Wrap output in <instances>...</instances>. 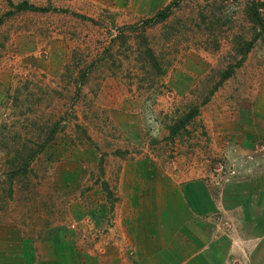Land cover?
Instances as JSON below:
<instances>
[{
  "label": "rangeland",
  "instance_id": "1",
  "mask_svg": "<svg viewBox=\"0 0 264 264\" xmlns=\"http://www.w3.org/2000/svg\"><path fill=\"white\" fill-rule=\"evenodd\" d=\"M23 1L38 10L16 11ZM251 2L264 27V0H0V259L55 249L72 264L92 251L111 227L119 173L146 160L217 189L264 167V31L246 15ZM57 120L9 182L8 161Z\"/></svg>",
  "mask_w": 264,
  "mask_h": 264
},
{
  "label": "crops",
  "instance_id": "2",
  "mask_svg": "<svg viewBox=\"0 0 264 264\" xmlns=\"http://www.w3.org/2000/svg\"><path fill=\"white\" fill-rule=\"evenodd\" d=\"M144 165L119 173L111 227L72 264H264V167L217 189L199 173ZM57 252L18 247L0 263L69 264L73 252Z\"/></svg>",
  "mask_w": 264,
  "mask_h": 264
},
{
  "label": "trees",
  "instance_id": "3",
  "mask_svg": "<svg viewBox=\"0 0 264 264\" xmlns=\"http://www.w3.org/2000/svg\"><path fill=\"white\" fill-rule=\"evenodd\" d=\"M262 7L261 3H255V2H251L249 4V6L247 7V12L246 15L249 19V21L253 24L254 28L256 26L260 27V29H262L264 31V27L261 24V19L259 17V8ZM25 9H30V10H38V8L33 7L32 5L26 3L25 1L18 3L15 5V10H25ZM170 9V5L165 6L164 8L160 9L157 11V13L154 15L155 17L152 19V21H160L162 20V18H164ZM12 12H7V14H11ZM0 17V23L1 21ZM134 30L135 26L129 27V30ZM139 38H142V35H139ZM262 41L264 43V38L262 36ZM141 43L143 44V41H141ZM252 44V40L250 41H246L243 42L241 44L240 49H238V53L244 55L246 50L250 47V45ZM143 55L147 56L148 59L150 60L151 66L153 68H155L157 71H159L157 69L158 65L155 62V58L152 55L151 50L148 47H145L143 49ZM230 68H228L227 70H225L223 72V75L221 76L222 78H225L226 76H228L230 74ZM215 87L213 86L212 89H214ZM207 99L204 98V101H206ZM197 110L195 107L191 108L190 110L187 111V113L183 114L182 116H180L179 118L175 119V121H173V123L171 125L168 126V134H167V138L170 139L172 138L174 135H176L181 129H183V127L185 126V124L188 122L189 119H191L195 114H196ZM58 125H59V121H53L51 128L48 131V135L47 137L43 140L42 143L38 144L35 146L34 149H31L29 152H25L20 154L19 158L16 160V155L15 158H11L8 161V169L6 171V176H7V180L10 182L12 177L15 174H19V173H23L26 171V169L28 168L29 164H30V160L31 158L37 154L38 152H40L44 145L46 144L47 141H49L52 137L53 134H55L56 130L58 129ZM106 190V187H103ZM107 193V198L110 199L111 194L106 190ZM109 202H112L111 200H109ZM112 204V203H111ZM110 205V204H109ZM111 208V206H110Z\"/></svg>",
  "mask_w": 264,
  "mask_h": 264
}]
</instances>
